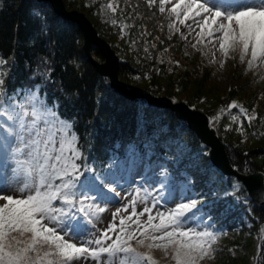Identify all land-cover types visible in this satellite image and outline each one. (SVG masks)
I'll use <instances>...</instances> for the list:
<instances>
[{
	"label": "snow or ice",
	"instance_id": "snow-or-ice-1",
	"mask_svg": "<svg viewBox=\"0 0 264 264\" xmlns=\"http://www.w3.org/2000/svg\"><path fill=\"white\" fill-rule=\"evenodd\" d=\"M155 3L148 0L149 6ZM169 4V39L178 33L186 45L220 67L236 52L242 64L247 60L248 69L264 62V0H159V12L164 13ZM105 7L117 12L114 3ZM33 12L42 20L40 33H46V16L41 10ZM120 27L129 26L121 23ZM37 61L28 79L40 82L9 91L17 61L14 55H0V264H158L152 254L157 249L174 264H203L215 258V246L224 233L220 219L230 207L213 215L218 200H206L207 193L196 191L188 171L170 169L169 164L177 160L163 153L137 155L129 146L124 157L114 150L107 165L97 168L94 160L90 163V156L79 146L75 119L61 115L59 98L49 102L47 87L55 83L50 62L43 56ZM71 63L78 67L74 60ZM29 68L26 62L25 69ZM61 93L68 101L75 95L64 89ZM228 108H238L249 125L258 118L236 101ZM218 119L214 115L210 123ZM231 119L235 122L239 117ZM197 155H209L207 145ZM246 165L240 176L225 174L211 164L198 167L204 169L209 186L218 179L227 182L225 201L231 197L248 208L251 196L241 178L249 174ZM132 169L140 178L134 195L116 208L104 230L97 229L105 206L124 199L118 189L128 183L126 174ZM235 170L241 172L239 167ZM211 190L215 194L216 189ZM9 192L18 195L5 194ZM240 192L245 193L243 199L237 195ZM138 204L143 205L139 212Z\"/></svg>",
	"mask_w": 264,
	"mask_h": 264
},
{
	"label": "trees",
	"instance_id": "trees-1",
	"mask_svg": "<svg viewBox=\"0 0 264 264\" xmlns=\"http://www.w3.org/2000/svg\"><path fill=\"white\" fill-rule=\"evenodd\" d=\"M64 1L68 9L84 12L99 34L115 49L121 59L120 79L129 89L145 92L154 97L166 96L174 101L182 99L192 107L205 111L210 118L214 115L219 116L220 119L211 125L224 141L231 162L242 171L247 162L249 173L264 172V119L261 118L264 97H260L257 91L248 94L247 91H243V87L230 88L226 94L227 99L215 112L212 108L216 106L217 100L211 97L209 101L210 96L205 93L201 84L203 79L197 87L198 89L200 87L199 93L188 92L191 77L198 78L203 73L208 78L212 69L201 59L200 52L191 54L190 65H184L179 51L184 49L185 44L179 42V36L167 38V17L165 13L159 12L157 0L154 6H149L148 0H136L143 16L131 18L133 28L130 29L129 26L130 33L127 34L120 27L123 20L120 16L123 13L121 10H117L118 17L114 16L117 24H111L114 18L105 7L108 3L106 0ZM0 2L3 4V7H0V55L5 58L14 55L17 61V67L13 68L11 73L16 77L15 83L9 85V91L20 85L31 86L40 82L39 78L29 80L28 77L31 75V69L38 63L37 57H46L54 70L52 79L55 81L49 83L47 87L49 102L54 97L59 98L62 104L61 115L66 114L75 119L79 146L90 156V163L94 160L97 168L107 165L114 150L120 156H124L129 146H133L137 154L163 153L169 160H177V164H169L170 169L187 170L195 181L197 192L207 193L205 199L208 201L218 200L213 206V215L222 213L226 206L231 209L226 216H221L220 223L224 226V233L220 238V245L216 248L222 246L223 241L229 236L236 235L239 238L235 239L238 249L245 247L249 250L250 246L255 264H264V237L257 236L264 227V207H256L251 200L248 208L234 202L231 197L225 201L224 191L228 184L219 180L218 174V182L208 185V177L204 174V169L198 165L213 163L210 155H197L198 150L205 144L190 129L187 122L180 120L171 110L150 106L145 99L131 101L117 93L111 87L110 79L102 76L89 60L80 27L59 16L51 3L39 0ZM34 9L41 10L42 15L47 18L46 33H40L42 20L34 15ZM105 31L111 33L109 35L111 40ZM159 33L160 41L156 37ZM131 39L134 40V44L130 42ZM91 53L94 58L104 61V56L97 46L92 47ZM182 54L184 57L187 56L186 52ZM158 56L162 58H157ZM164 59L175 64L171 74L165 71ZM73 60L78 67L71 63ZM160 60L162 62L158 64ZM26 62L30 65L27 70ZM150 66L151 70L148 68ZM239 67L240 63H237L236 68ZM181 79L182 83L175 85ZM61 89L75 95L68 101L61 93ZM203 93L208 97L202 101ZM233 101L238 104L243 102L240 105L244 106L249 114L255 112L258 118L249 125L243 114L241 117L238 108H228ZM221 108L224 109L223 113L218 111ZM236 115L239 120L233 122L231 117ZM241 122L243 133L240 131ZM227 126L231 127L230 131L225 130ZM212 187L216 189L215 194L211 190ZM237 195L243 199L245 193L240 192ZM241 238L244 242L240 241ZM251 257L243 254L238 263L247 264Z\"/></svg>",
	"mask_w": 264,
	"mask_h": 264
},
{
	"label": "rangeland",
	"instance_id": "rangeland-1",
	"mask_svg": "<svg viewBox=\"0 0 264 264\" xmlns=\"http://www.w3.org/2000/svg\"><path fill=\"white\" fill-rule=\"evenodd\" d=\"M106 1L108 3L111 2V3H114L117 5V10H121L123 12L122 14H120V16L123 19L121 23L128 24V26H130V29L133 28V24L130 21L131 18L133 16H135V17L143 16L141 10H139V3H137L136 0H106ZM120 1H122V3ZM170 7H171V4L166 5V10H169ZM110 13L114 19H115V17H118V15H119V11L116 13H112L110 11ZM128 21H129V23H128ZM186 23H191V21H187ZM130 29L128 30V28H127V29H123V30L127 34V33H130ZM181 31L186 32L187 29L182 27ZM197 31H198V29H197ZM106 34L108 35L107 37H109L108 39L111 40V38L109 36V35H111V33L106 32ZM193 35H194V33H193ZM172 36H174V35H172ZM156 37L160 41V33L156 34ZM168 37H169V33H168ZM180 40H183V39L180 38ZM192 40H193V37L189 36V41H192ZM130 42H132V44H134L133 39H131ZM182 52H186L187 56L184 57ZM179 53L182 55V61H183L184 65L185 64L190 65V63L192 61V55L191 54L198 53V51L194 50L190 44H187V45L185 44L184 49L182 51H179ZM179 53H176V54L179 55ZM199 55L201 56V59L204 62H206L208 64V66L212 69L211 76L206 78V76H204L203 73H201L198 77L199 79L191 77V79L189 80V84H188V92L192 91L195 94L199 93L200 87H199V89L197 87L200 83V80L203 79V83H201V84L203 86V90L205 91V93L208 96H210L209 101H210V99H212L211 97H213L214 99L217 100V101H215L216 106L214 108H212L213 110H215V112H216V108L221 107L222 104L224 103V100L227 99L226 94L230 91V88L232 89L234 87H243V91L244 92L247 91V93L249 94V93L254 91L253 89L260 90L264 87V62L258 61L253 66L252 69H249V70H246L243 72L241 70V68L240 69L236 68V65H235V62L237 60H239V53L238 52L232 53L231 56H235V59H232L230 56L229 59L225 62L223 67H220L219 64L209 63L210 57H204V56H202L201 53H199ZM157 58H162V57L158 56ZM188 58H190V59H188ZM216 58H217V60L220 59L219 51H217ZM248 59H250V57ZM161 62H162L161 60L158 61V64H160ZM165 63H166L165 71L167 72V74H171L173 72V66L175 64L172 62H169V60H165ZM243 65L247 66V60L245 61V63H243ZM148 68L150 69L151 66ZM142 69H145V68H142ZM154 71H155V69H154ZM175 71H177V70H175ZM162 79H166V78H162ZM182 81H183L182 79L178 80L177 84H175V85L178 86V84L182 83ZM169 82L172 83L171 80H169ZM204 91H201V92H204ZM205 93L202 94L203 95V97L201 99L202 101L208 97V96H206ZM246 98H247V96H246ZM262 100H264V99H262ZM182 101H184V100H182ZM249 103L254 105V103H252V102H249ZM240 104H243V102H240ZM171 112H173V111L171 110ZM250 114H256V113L251 112ZM261 115H262L261 118L264 119V108L262 109ZM242 116L243 115L241 114V117ZM210 120H211V118H210ZM242 139L245 141V138L242 137ZM208 149H209L208 151H210V148H208ZM135 172H136L135 169H133L126 174L127 179H128V183L125 184L123 189H118V191L120 192V196L123 197L124 199L120 203H113L111 205L105 206V207H107V211L102 214L101 218L99 219V222L96 224L97 229L104 230L107 227V225L109 223H111L112 213L115 212L116 208L122 207V204L126 203L131 198V196L134 195L133 189L140 183V178L137 176L136 179L132 182L129 180V178H130L129 175H131V174L134 175ZM5 194L18 195L17 193H12V192L5 193ZM142 207H143V205L138 204L137 205V211L138 212L141 211ZM161 210H163V209H161ZM155 211H156V209L153 210V214H155ZM130 212H131V209H129L128 213H125V215L130 214ZM142 219H146V215L144 217H142ZM116 222L119 223V217L116 218ZM257 236L258 237H264V227L261 229V233L258 234ZM235 239H239V238H237L236 235L229 236V238H227L226 240L223 241L222 246L216 248L215 258L206 260L203 262V264H239L238 262L241 261V255L247 254L251 257L252 253L250 250V246L248 247L249 250H247L245 247H243L242 249H238V246L235 243ZM240 241L244 242V240L242 238L240 239ZM73 242H75V241H73ZM219 245H220V242H218V244L216 246H219ZM244 246H245V244H244ZM152 254H153L154 258L158 261V264H160V262H163V263L166 262L164 264H174V261L172 260V258L170 256H166L162 250H158V249L153 250ZM247 264H255V259H253V257H251L248 260Z\"/></svg>",
	"mask_w": 264,
	"mask_h": 264
},
{
	"label": "water",
	"instance_id": "water-1",
	"mask_svg": "<svg viewBox=\"0 0 264 264\" xmlns=\"http://www.w3.org/2000/svg\"><path fill=\"white\" fill-rule=\"evenodd\" d=\"M50 2L58 15L68 21H72L79 25L85 38L84 49L92 64L97 71L105 77H108L111 82V87L128 99L134 100L136 98H144L150 104L159 107H166L177 115L186 120L192 130H194L200 139L211 147L210 156L213 163L220 168L224 173L234 176H240L242 172L238 173L231 163L228 152L224 142L217 135L214 128H211L209 117L201 110L193 109L189 104L184 101L174 102L169 97H154L150 94L129 89L128 86L120 79V58L111 44L105 39L100 37L97 29L92 21L87 17L84 12L78 10L67 9L64 0H39ZM97 46L100 52L105 57V60H96L91 49ZM247 187L249 195L253 198L255 203L259 206L264 204V173L255 172L241 177Z\"/></svg>",
	"mask_w": 264,
	"mask_h": 264
}]
</instances>
